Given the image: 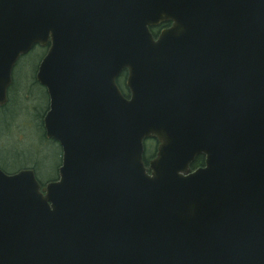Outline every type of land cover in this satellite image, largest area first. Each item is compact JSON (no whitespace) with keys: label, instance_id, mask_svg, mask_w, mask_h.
Masks as SVG:
<instances>
[{"label":"water","instance_id":"water-1","mask_svg":"<svg viewBox=\"0 0 264 264\" xmlns=\"http://www.w3.org/2000/svg\"><path fill=\"white\" fill-rule=\"evenodd\" d=\"M49 42L62 167L0 169V264H264V0H0V107Z\"/></svg>","mask_w":264,"mask_h":264},{"label":"rangeland","instance_id":"rangeland-1","mask_svg":"<svg viewBox=\"0 0 264 264\" xmlns=\"http://www.w3.org/2000/svg\"><path fill=\"white\" fill-rule=\"evenodd\" d=\"M43 56L44 51L35 50L23 57L14 70L9 95L13 91L14 97L18 90H22L15 106L6 111L0 109V164L9 174L32 169L40 181L47 183L57 179L62 153L55 142L44 138L39 119L44 117L49 102L46 91L34 85ZM34 106H37L36 116ZM148 145H151V154L155 145L153 142Z\"/></svg>","mask_w":264,"mask_h":264},{"label":"trees","instance_id":"trees-1","mask_svg":"<svg viewBox=\"0 0 264 264\" xmlns=\"http://www.w3.org/2000/svg\"><path fill=\"white\" fill-rule=\"evenodd\" d=\"M34 85H37V86L41 87V86L37 83L36 80H35V82H34ZM34 85H33V87H34ZM119 85L121 86L123 93H124L126 96H128L129 91H128V89L125 87V82H124L123 79L119 81ZM41 88H42V87H41ZM21 90H22V89L18 90V91L16 92V94H15L14 97H13V91H11V94L9 95V102H8L7 106H5L4 108H2L1 110L6 111V110H8V108L11 107L12 105L15 106V101L18 100V98H19V96H20V92H21ZM28 95H29V94L27 93V96H26V97L28 98V100H30V97H29ZM16 98H17V99H16ZM36 107H37V106H34V107H33V108H34V115H35V116H36V111H35ZM47 109H48V105H47ZM46 111H47V110H46ZM43 118H44V117H43ZM43 118H39V119H41V125H42V128H43ZM43 130H44V128H43ZM44 138H45V134H44ZM45 139H46V138H45ZM149 142H153L154 145H155V147H154L152 153L150 154V151H149V150L151 149V147H150L151 145H148V146H147L148 143L145 145V161H146L147 165H148L149 161H150L151 159H153V158L156 156V153H157V146H158V142H157V141H149ZM151 155H152V156H151ZM0 163H1V162H0ZM204 163H205V161H204V157H203V156H202V157H199V158H197L196 161L194 162L192 168H193V169L200 168V167H202V166L204 165Z\"/></svg>","mask_w":264,"mask_h":264},{"label":"flooded vegetation","instance_id":"flooded-vegetation-1","mask_svg":"<svg viewBox=\"0 0 264 264\" xmlns=\"http://www.w3.org/2000/svg\"><path fill=\"white\" fill-rule=\"evenodd\" d=\"M170 26H171V24H169V25H165V24L160 25L158 28L153 29V32H154L155 36H157V34H158L157 32H158L159 30H160V32H161L162 30H164V29H166V28H169ZM160 28H161V29H160ZM50 48H51V42H49L48 45L45 46V47H41L40 45L35 46V47L33 48L32 52L35 51V50L40 49V50L44 51V56H43V58H45L46 55L48 54Z\"/></svg>","mask_w":264,"mask_h":264}]
</instances>
